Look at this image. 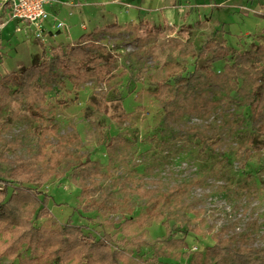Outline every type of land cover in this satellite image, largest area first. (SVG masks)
<instances>
[{
  "label": "rangeland",
  "instance_id": "1",
  "mask_svg": "<svg viewBox=\"0 0 264 264\" xmlns=\"http://www.w3.org/2000/svg\"><path fill=\"white\" fill-rule=\"evenodd\" d=\"M52 1L50 23L65 27L41 42L9 21L0 0V79L84 34L81 46L108 73L74 84L54 64L43 69L42 115L24 103V116L0 128V200L31 189L50 211L32 215L35 226L71 221L121 252L119 264H192L219 243L264 248V112L254 114L238 88L256 90L225 70L264 46V0ZM141 20L148 31L136 27ZM115 22L123 28L103 29ZM214 43L230 49L215 75L185 87ZM167 83L162 96L190 91L192 105L175 98L165 108L157 89Z\"/></svg>",
  "mask_w": 264,
  "mask_h": 264
},
{
  "label": "trees",
  "instance_id": "2",
  "mask_svg": "<svg viewBox=\"0 0 264 264\" xmlns=\"http://www.w3.org/2000/svg\"><path fill=\"white\" fill-rule=\"evenodd\" d=\"M140 31H148V23L141 20L136 26ZM123 26L115 22L105 26L106 32H116ZM96 28L95 31H100ZM152 31V30H151ZM161 35L162 28L153 29ZM90 40L89 34L81 36L79 41L68 45L67 48L58 47L55 56L45 58L46 50L43 49V60H34L29 67L5 74L0 79V116L3 111L7 114L6 120L0 124L3 128L8 120H16L24 116L23 104L27 113L40 117L47 104L48 88L41 83L39 76L48 65L54 64L61 71L69 75L74 84L87 78L102 77L108 73L107 64L102 57L90 55L82 43ZM230 49L220 43H214L205 49L210 55L206 65L200 67L189 77L184 78L185 87L201 86L214 75L212 65L224 59ZM264 52V46L259 45L255 50L237 54L234 62L225 66V70L234 78L237 85L238 79L253 87L256 92H247V88H238L250 99L251 108L257 116L264 112V64L259 58ZM179 80L178 82H180ZM237 87V86H236ZM173 86L169 83L160 84L157 89L164 107L172 106V99L178 98L183 106L192 105V92H187V97L179 94L162 96L169 93ZM172 93V92H171ZM25 111V112H26ZM0 200V258H8L10 264H119L122 253L113 250L108 244L96 240L92 235L83 232L80 226L71 221L63 226L37 227L31 221V216L43 218L50 211L32 190L27 187L14 188L8 195L6 190L1 193ZM24 251L27 254H24ZM169 264V263H161ZM192 264H264V248L256 250H234L224 243L216 244L207 250L204 261L193 260Z\"/></svg>",
  "mask_w": 264,
  "mask_h": 264
},
{
  "label": "built area",
  "instance_id": "3",
  "mask_svg": "<svg viewBox=\"0 0 264 264\" xmlns=\"http://www.w3.org/2000/svg\"><path fill=\"white\" fill-rule=\"evenodd\" d=\"M9 21L18 25V30L33 36L41 42L48 40V34L56 33L65 26L59 22L50 23L48 7L52 0H3ZM0 26V28H2Z\"/></svg>",
  "mask_w": 264,
  "mask_h": 264
},
{
  "label": "crops",
  "instance_id": "4",
  "mask_svg": "<svg viewBox=\"0 0 264 264\" xmlns=\"http://www.w3.org/2000/svg\"><path fill=\"white\" fill-rule=\"evenodd\" d=\"M6 11H7V9H6Z\"/></svg>",
  "mask_w": 264,
  "mask_h": 264
}]
</instances>
